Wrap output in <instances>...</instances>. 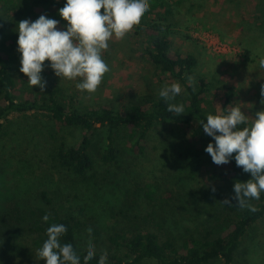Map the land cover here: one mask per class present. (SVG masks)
Here are the masks:
<instances>
[{
    "label": "trees",
    "instance_id": "trees-1",
    "mask_svg": "<svg viewBox=\"0 0 264 264\" xmlns=\"http://www.w3.org/2000/svg\"><path fill=\"white\" fill-rule=\"evenodd\" d=\"M252 1L250 16L243 11L233 19L238 29L235 40L241 56L248 53L260 60L264 56V0ZM228 2L236 4L233 0ZM65 3L66 0H0V144L10 137L11 126L27 125L41 115L46 116L49 128L45 129L44 136L50 144L47 155L58 174L68 181L65 185L68 189L33 190L39 197L35 207L23 211L21 205H17L10 213L0 214V264H44L36 253L47 238L46 229L51 223L66 227L62 242L73 245L81 257V264L90 240L96 255L88 264H98L105 251L107 264H247L237 255L249 230L264 219V193L252 204L259 211L239 208L233 199L234 183L250 173L236 166L234 155L228 164L217 166L205 151L212 137L203 132L200 122H206L207 114H218L216 108L219 106L222 109L234 107L235 97L232 90L215 103H209L207 98L217 87L215 81L198 72L199 60L195 54L173 50V35L190 39L179 32L185 24L179 22L176 13L182 12L181 7L192 1L150 0V10L138 25V32L144 31L148 37L145 54L155 77L163 83L179 82L184 88V92L172 101L184 105L183 115L167 111V102L159 92L140 102L116 106L84 104L76 95L67 98L54 85L46 86L43 92L37 87L24 86L16 75L18 34L15 22L33 19L35 10L40 7L49 18L59 20L58 10ZM4 13L11 14L12 19ZM188 76L194 77V86L188 84ZM164 126H175L183 131L179 151L186 145L209 166L205 183L208 189L202 188L199 195V221L194 226H185L186 234L177 235V228L173 224L165 225L161 210L155 208L134 224L122 228L116 224L105 226L100 207L80 204L79 195L74 191L79 189V183L94 181L100 164L111 165L120 158H139L151 148L156 150L152 144L157 140L159 128ZM138 189L147 199L155 201L160 182ZM14 194L26 195L24 191H5L8 199ZM225 199H230L232 205L221 203ZM45 214L50 216L47 223L42 220ZM87 214L97 219L91 218L88 222ZM97 223L105 227L103 233L97 231ZM89 228L93 236L100 238L93 240L87 231Z\"/></svg>",
    "mask_w": 264,
    "mask_h": 264
},
{
    "label": "rangeland",
    "instance_id": "rangeland-1",
    "mask_svg": "<svg viewBox=\"0 0 264 264\" xmlns=\"http://www.w3.org/2000/svg\"><path fill=\"white\" fill-rule=\"evenodd\" d=\"M233 1L236 4L228 0H194V8H190V12L184 10L177 16L179 22L185 24L184 29L179 32L190 39L177 38L173 35V50L175 53L195 54L199 60L198 72L215 81L217 87L208 96L209 103H215L216 99L233 90L235 106L241 107L246 116L254 118L256 112L264 110V104L261 103L264 100V96L261 95L264 68L259 66L258 58L253 55L246 53L241 56V50L235 40L236 24L232 21L243 11L250 16L253 1ZM190 5L187 3L184 6L188 8ZM40 15L48 14L40 7L35 10L33 19L30 20L35 21ZM4 16L12 19L9 13H4ZM58 21L60 30H65L67 22L61 17ZM18 23L15 22V31ZM138 27L140 26H135L126 38L122 40L113 38L110 42V48L103 53V58L111 71L105 75L102 85L95 94L88 95L79 91L75 86L78 81L57 77L48 61H45L42 72L46 86L54 85L53 87L60 88L67 98L76 95L84 104L95 102L125 106L155 95L165 84L174 81L163 83L155 77L154 68L145 54L149 46L148 37L144 31L138 32ZM16 33L19 35L18 31ZM197 33L198 35L209 33L223 41L224 52L214 53L199 39ZM16 53V75L24 86L29 87L27 76L19 70L21 65L18 46ZM220 107L216 108L217 113ZM19 120L20 118L13 121ZM33 122L22 126L16 123L11 126L10 137L7 136V141L0 144V214L10 213L17 205H21L23 211L27 207H35L39 204V197L33 190L50 189L53 192L61 187L68 189L65 187L68 185L67 179L58 174L47 155L50 144L44 135L47 133L45 129L49 128L48 118L41 115ZM157 135V140L152 144L156 150L151 148L148 154L139 158L123 157L111 165L100 164L94 181L89 184L81 182L78 185L79 189L74 191L79 195L80 204L100 207L105 226L111 227L116 224L122 228L130 223L134 224L142 215L155 208L161 210V219L167 222L165 225L173 224L177 228V235L186 234L185 226H194L196 221H199L200 214L197 208L199 195L202 188L205 191L208 189L205 183L209 166L202 159L200 161L186 145L179 151L183 140V131L179 128L164 126L159 128ZM209 143L215 144L214 139L209 138ZM250 178L251 176H244L238 181L246 182ZM156 181L160 182V190L155 196V201H151L138 188L146 189L148 184ZM92 186L93 189H90ZM6 189L17 190V193L24 191L26 195L20 197L21 194H14L8 199L5 195ZM166 199L170 200L167 202ZM256 202L257 200H251L249 203ZM86 217L89 219L88 222L91 218L97 219L92 214H87ZM96 227L98 232L103 233L105 230V227L98 223ZM92 233L90 236L93 240L100 238L99 235L95 237ZM237 258L247 264H264V219L249 230Z\"/></svg>",
    "mask_w": 264,
    "mask_h": 264
},
{
    "label": "clouds",
    "instance_id": "clouds-1",
    "mask_svg": "<svg viewBox=\"0 0 264 264\" xmlns=\"http://www.w3.org/2000/svg\"><path fill=\"white\" fill-rule=\"evenodd\" d=\"M150 7V0H66L58 10L60 17L67 22L65 30L58 27L60 21L46 15H40L35 21L21 20L16 29L19 33V70L27 76L29 87H39L43 92L46 81L42 72L45 61H48L57 77L78 81L75 86L79 91L95 94L105 75L111 71L103 53L110 48L113 38H126L141 23ZM259 66L264 68V56L260 58ZM187 82L194 86V77L188 76ZM183 92L179 82L161 88L159 96L167 102V111L184 114V105L172 102ZM261 95L264 96V85L261 86ZM261 103L264 104V100ZM200 123L203 132L215 141L205 148L212 162L217 166L225 165L234 155L236 166L250 173L251 178L246 182L234 183L236 205L252 212L259 211L249 202L259 200L264 193V110L256 112L252 118L246 116L239 106L220 107L218 114H207L206 122ZM221 203L232 205L230 199ZM42 220L47 223L50 216L45 214ZM66 231L63 224L51 223L47 227V238L36 253L44 264H81V257L73 245L62 242ZM87 231L91 235L92 229ZM95 255L96 249L90 240L83 264H88ZM107 256L106 251L102 253L98 264H107Z\"/></svg>",
    "mask_w": 264,
    "mask_h": 264
},
{
    "label": "built area",
    "instance_id": "built-area-1",
    "mask_svg": "<svg viewBox=\"0 0 264 264\" xmlns=\"http://www.w3.org/2000/svg\"><path fill=\"white\" fill-rule=\"evenodd\" d=\"M194 35V34H193ZM198 35V33H197ZM199 39L202 40V42L207 45V47L209 49H211L214 53L216 54H222L225 50V43L216 38H214L213 36H211L209 33H203L201 35H198ZM195 37V35H194ZM196 38V37H195Z\"/></svg>",
    "mask_w": 264,
    "mask_h": 264
},
{
    "label": "crops",
    "instance_id": "crops-1",
    "mask_svg": "<svg viewBox=\"0 0 264 264\" xmlns=\"http://www.w3.org/2000/svg\"><path fill=\"white\" fill-rule=\"evenodd\" d=\"M171 3H173V0H169ZM192 1V4L190 5V7H188V8H186V7H181V9L184 11V10H188V12H190V8H194V0H191ZM221 1H223V0H221ZM227 7V6H226ZM182 11V12H183ZM181 12H177L176 13V16H178L179 14H180ZM234 19H237V17L236 18H234ZM232 21L234 22V20L232 19ZM238 29H236V34H235V37L237 36V34H238V31H237ZM240 31L241 30H239V33H240Z\"/></svg>",
    "mask_w": 264,
    "mask_h": 264
}]
</instances>
